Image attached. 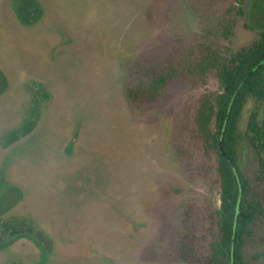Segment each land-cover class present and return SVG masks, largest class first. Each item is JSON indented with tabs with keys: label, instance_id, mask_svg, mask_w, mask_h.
I'll return each instance as SVG.
<instances>
[{
	"label": "rangeland",
	"instance_id": "1",
	"mask_svg": "<svg viewBox=\"0 0 264 264\" xmlns=\"http://www.w3.org/2000/svg\"><path fill=\"white\" fill-rule=\"evenodd\" d=\"M224 1L0 0V264H180L185 214L209 219L218 206L216 161L195 126L218 83L199 47L231 54L264 26V0H244L224 41ZM152 66L175 74L136 104L130 74ZM253 108L249 98L238 124L248 179ZM255 193L264 208V182ZM243 258L264 264V215Z\"/></svg>",
	"mask_w": 264,
	"mask_h": 264
},
{
	"label": "trees",
	"instance_id": "2",
	"mask_svg": "<svg viewBox=\"0 0 264 264\" xmlns=\"http://www.w3.org/2000/svg\"><path fill=\"white\" fill-rule=\"evenodd\" d=\"M243 1L225 0L219 9L216 26L226 42L232 36L236 16L242 14ZM199 53V69L218 83L216 90L202 96L195 113L198 139L206 155L216 161L218 206L209 212V219L185 214L178 257L180 264H245V239L251 237L256 217L264 215L262 199L255 193V187L264 182V26L250 45L234 53L210 44L200 45ZM136 69L138 73L132 70L128 85V97L136 104L152 101L175 74L172 67L159 70L152 66L145 72L142 67ZM249 98L254 108L245 137L258 164L251 179L243 175L238 164V124ZM35 113L24 121L21 136L34 128ZM20 134H13L10 142Z\"/></svg>",
	"mask_w": 264,
	"mask_h": 264
},
{
	"label": "water",
	"instance_id": "3",
	"mask_svg": "<svg viewBox=\"0 0 264 264\" xmlns=\"http://www.w3.org/2000/svg\"><path fill=\"white\" fill-rule=\"evenodd\" d=\"M260 65V64H259Z\"/></svg>",
	"mask_w": 264,
	"mask_h": 264
}]
</instances>
